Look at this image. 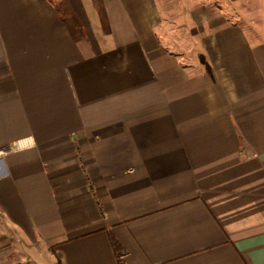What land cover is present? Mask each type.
<instances>
[{"label":"crops","instance_id":"0c3cea01","mask_svg":"<svg viewBox=\"0 0 264 264\" xmlns=\"http://www.w3.org/2000/svg\"><path fill=\"white\" fill-rule=\"evenodd\" d=\"M238 2L0 0V148L30 142L0 158L2 264H264Z\"/></svg>","mask_w":264,"mask_h":264},{"label":"rangeland","instance_id":"374dc122","mask_svg":"<svg viewBox=\"0 0 264 264\" xmlns=\"http://www.w3.org/2000/svg\"><path fill=\"white\" fill-rule=\"evenodd\" d=\"M236 1V0H234ZM233 14L243 22H250L256 30H264V0H238Z\"/></svg>","mask_w":264,"mask_h":264},{"label":"built area","instance_id":"2783aa9c","mask_svg":"<svg viewBox=\"0 0 264 264\" xmlns=\"http://www.w3.org/2000/svg\"><path fill=\"white\" fill-rule=\"evenodd\" d=\"M29 145H30L29 140L25 139V140H18L16 142H13L12 144L7 145V146H3L0 148V158L2 156H4L6 154V152L9 150H20V149H24V148L28 147ZM0 264H2V263L0 262ZM12 264H21V262H19V263L16 262V263H12Z\"/></svg>","mask_w":264,"mask_h":264},{"label":"trees","instance_id":"16d2710c","mask_svg":"<svg viewBox=\"0 0 264 264\" xmlns=\"http://www.w3.org/2000/svg\"><path fill=\"white\" fill-rule=\"evenodd\" d=\"M112 242H113V245H114L115 250H116L117 252H119L120 249H121V251H122V245H121V244L119 243V241H118L115 237H113V236H112ZM121 251H120V253H121Z\"/></svg>","mask_w":264,"mask_h":264}]
</instances>
